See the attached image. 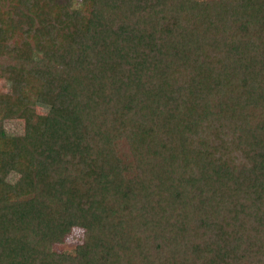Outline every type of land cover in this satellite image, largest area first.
<instances>
[{
	"label": "trees",
	"instance_id": "obj_1",
	"mask_svg": "<svg viewBox=\"0 0 264 264\" xmlns=\"http://www.w3.org/2000/svg\"><path fill=\"white\" fill-rule=\"evenodd\" d=\"M0 79V264H264V0H0Z\"/></svg>",
	"mask_w": 264,
	"mask_h": 264
},
{
	"label": "rangeland",
	"instance_id": "obj_2",
	"mask_svg": "<svg viewBox=\"0 0 264 264\" xmlns=\"http://www.w3.org/2000/svg\"><path fill=\"white\" fill-rule=\"evenodd\" d=\"M3 83V84H2ZM8 83L4 82L3 80L0 79V87H4L3 89H8L9 87L6 86ZM45 108H42L41 111H44ZM3 127L5 132L11 136V135H21L23 134V123L21 120L19 119H15V118H9V119H5L3 120ZM17 177V174L14 172H10L7 175V179L11 182H13ZM81 234L82 231L79 228H74L69 234H67L64 237V241L60 242V243H56L54 244V249L56 251H70L74 244L79 242L80 238H81Z\"/></svg>",
	"mask_w": 264,
	"mask_h": 264
}]
</instances>
